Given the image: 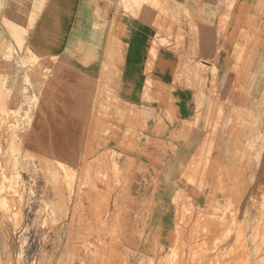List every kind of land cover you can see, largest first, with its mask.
<instances>
[{"label":"crops","instance_id":"crops-1","mask_svg":"<svg viewBox=\"0 0 264 264\" xmlns=\"http://www.w3.org/2000/svg\"><path fill=\"white\" fill-rule=\"evenodd\" d=\"M0 20L109 87L93 136L119 154L120 209L143 212L153 243L173 239L180 196L239 206L252 180L264 190V0H0Z\"/></svg>","mask_w":264,"mask_h":264},{"label":"rangeland","instance_id":"rangeland-1","mask_svg":"<svg viewBox=\"0 0 264 264\" xmlns=\"http://www.w3.org/2000/svg\"><path fill=\"white\" fill-rule=\"evenodd\" d=\"M30 28L0 20V264H264L257 180L239 206L180 196L173 239H147L143 212L120 209L119 154L93 136L109 87L82 68L57 70L55 56L32 50ZM195 172L207 176L205 165ZM127 215L139 226L124 225Z\"/></svg>","mask_w":264,"mask_h":264},{"label":"bare ground","instance_id":"bare-ground-1","mask_svg":"<svg viewBox=\"0 0 264 264\" xmlns=\"http://www.w3.org/2000/svg\"><path fill=\"white\" fill-rule=\"evenodd\" d=\"M21 15V14H20ZM6 102V101H5Z\"/></svg>","mask_w":264,"mask_h":264}]
</instances>
